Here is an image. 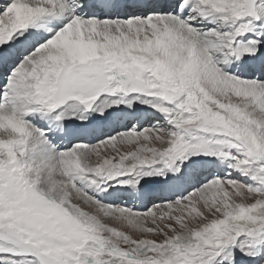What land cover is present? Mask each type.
<instances>
[{
    "label": "snow or ice",
    "instance_id": "snow-or-ice-1",
    "mask_svg": "<svg viewBox=\"0 0 264 264\" xmlns=\"http://www.w3.org/2000/svg\"><path fill=\"white\" fill-rule=\"evenodd\" d=\"M0 264H264V0H0Z\"/></svg>",
    "mask_w": 264,
    "mask_h": 264
}]
</instances>
